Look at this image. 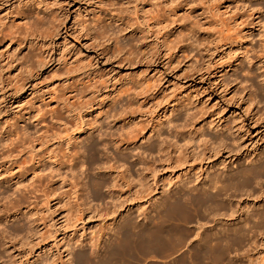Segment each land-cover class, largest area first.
Returning a JSON list of instances; mask_svg holds the SVG:
<instances>
[{
    "label": "rangeland",
    "instance_id": "obj_1",
    "mask_svg": "<svg viewBox=\"0 0 264 264\" xmlns=\"http://www.w3.org/2000/svg\"><path fill=\"white\" fill-rule=\"evenodd\" d=\"M263 88L264 0H0V264H198L200 240L245 220L219 263L264 264L246 216L264 179L235 214L177 208L264 163Z\"/></svg>",
    "mask_w": 264,
    "mask_h": 264
},
{
    "label": "bare ground",
    "instance_id": "obj_2",
    "mask_svg": "<svg viewBox=\"0 0 264 264\" xmlns=\"http://www.w3.org/2000/svg\"><path fill=\"white\" fill-rule=\"evenodd\" d=\"M26 19V16L24 17H22V20H25ZM263 81V80H262ZM263 90H264V88H263ZM164 127V126H163ZM95 128V127H94ZM94 128H91L90 130H94ZM96 129V128H95ZM224 128H221L218 132H220L221 131V133H224ZM84 132V131H83ZM96 133H98V130H96L95 131ZM95 132H94V134H95ZM88 133H89V131H88ZM93 134V135H94ZM76 137V136H75ZM99 137V136H98ZM100 137H102V135L100 136ZM71 139V138H70ZM108 139V138H107ZM129 139H133V138H129ZM212 139H215V141L214 140H212L213 142H212V144L213 145H217V144H222L221 145V147L222 148H226L224 145H226V143L230 140V138H229V136L227 135V134H219V135H216L215 134V136H213L212 137ZM108 141H109V143H114V138H112V136H110L109 137V139H108ZM122 141H124V142H127V143H129V145H133V140L131 141H125V140H122ZM116 142V141H115ZM120 142V141H119ZM217 142H219V143H217ZM107 143V142H106ZM117 143V142H116ZM215 143V144H214ZM217 143V144H216ZM67 152L69 153L70 152V146H71V142H68L67 144ZM98 144L97 143H94L93 142V144H91V145H89V148L88 149H90V150H94V151H97L96 150V148L98 147L97 146ZM116 145V144H115ZM153 145V144H152ZM107 146V145H106ZM151 146V145H150ZM116 147V146H115ZM152 147V146H151ZM155 147V146H154ZM154 147L152 148V149H154ZM157 147V146H156ZM220 147V146H219ZM220 147V148H221ZM87 148V147H86ZM121 149V148H120ZM160 150V149H159ZM86 152V151H85ZM88 152V151H87ZM91 152V151H90ZM232 151H230L229 150V153H231ZM92 153V152H91ZM96 153V152H95ZM218 154V153H217ZM69 155V157L70 158H72L73 156H72V154H68ZM126 155H124V157H125ZM132 155L130 154V156L128 155V156H126V159H124V161L125 162H127V163H129V160H130V157H131ZM214 157V156H213ZM213 157H210V159L211 158H213ZM215 157H216V154H215ZM109 159V158H108ZM113 159V158H112ZM118 159V158H117ZM111 160V159H110ZM113 160H116V159H113ZM138 160V162L139 161H141L140 159H137ZM119 161V160H118ZM95 162V161H94ZM256 162V161H255ZM114 163V162H113ZM79 164H81V163H79ZM78 164V165H79ZM90 164H91V162H90ZM93 164V163H92ZM91 164V165H92ZM110 164H112V163H110ZM118 165H119V163H117ZM139 164H140V162H139ZM212 164V163H211ZM105 165V164H104ZM103 165V166H104ZM121 165V164H120ZM129 165L131 166V167H133V165H134V163H129ZM84 166V165H83ZM124 166V165H123ZM128 166V165H127ZM212 168L211 169H209V171L211 170V171H213V170H215L216 169V167H217V164L216 163H213L212 164ZM129 167V166H128ZM178 167H179V165H178ZM181 167V166H180ZM227 166H225V168H226ZM114 168V167H113ZM116 168H117V166H116ZM127 168V167H126ZM130 168V167H129ZM110 169H112V167H110ZM82 170V169H81ZM129 169H127L126 171H128ZM131 170V169H130ZM125 171V172H126ZM72 172H74L73 171V169H72ZM129 172V171H128ZM127 172V173H128ZM81 174V173H80ZM82 174H83V172H82ZM81 178V177H80ZM87 178V177H86ZM93 179V178H92ZM262 179H264V163H262V164H259V165H256V166H254V167H246V168H238L237 170H234V171H226V172H222V171H216V172H214L213 173V175H211V176H208V180H207V182H206V186H205V188H201L200 186V183H199V187L200 188H198V187H195V189H191V190H189V194L187 193L186 195H182L183 197H179L178 199L180 200L179 201V207H177L178 209L180 208L181 209V211H183V212H186V213H184L186 216L185 217H187L188 216V214L190 213H193L194 212V214H192V216L191 215H189V216H191L192 218L194 217L195 218V220H196V218H198V219H202V218H200V217H203V215H204V213H207L208 214V216H209V214H212V215H210V216H218L219 215V212H220V210H226V211H228V210H231V213L234 211L230 206V203L232 202V201H235L236 199H237V201H238V198H237V193H239V195H240V193L241 192H248L249 191V189L250 188H253V186L254 185H256V184H258L259 185V183H260V180H262ZM81 180V179H80ZM85 181V180H84ZM98 182V181H97ZM90 183V182H89ZM96 184V183H95ZM84 185V184H83ZM82 185V186H83ZM86 185V184H85ZM81 186V187H82ZM100 187V186H99ZM184 187H185V185H184ZM187 187V186H186ZM90 188H95V187H90ZM96 188H98V186L96 187ZM188 188V187H187ZM249 188V189H248ZM100 189V188H99ZM182 192H185V189H182L181 190ZM95 192H96V189H95ZM251 192H253V191H251ZM97 193V192H96ZM194 193V194H193ZM248 195H250V194H248ZM95 196V195H94ZM97 196V195H96ZM179 196V195H178ZM177 196V197H178ZM176 197V198H177ZM175 198V199H176ZM228 202V203H227ZM176 204H178V203H176ZM176 204H174V205H176ZM238 204V203H237ZM188 205H190V206H192V208H194V211L192 212H189L188 211V208L189 207H187ZM164 206V205H163ZM162 206V207H163ZM171 206V205H170ZM234 206V205H233ZM173 207V206H172ZM177 209V210H178ZM238 211H239V207H238V209H237ZM172 211H174V210H172ZM180 211V212H181ZM187 211L189 212V213H187ZM166 212V211H165ZM168 212V215L170 214L169 212H171V211H167ZM179 212V211H178ZM177 212V213H178ZM176 213V214H177ZM222 213H223V211H222ZM222 213H221V215H222ZM234 214H235V212H233ZM238 213V212H237ZM171 214H173V212L171 213ZM175 214V213H174ZM184 214H181L182 216H184ZM224 214V213H223ZM180 215V213H179V217L181 216ZM206 215V214H205ZM232 215V218H233V214H231ZM238 215V214H237ZM245 215H246V213H245ZM249 219H256L257 220V218L260 220V225L261 224H264V213H257V212H250L249 214H248V212H247V215H246ZM165 217V216H164ZM170 217V216H169ZM178 217V216H177ZM206 217V216H205ZM204 217V218H205ZM212 217V218H213ZM162 218V217H161ZM166 218V217H165ZM170 218H172V217H170ZM174 218V217H173ZM210 218V217H209ZM208 218V219H209ZM225 218V217H224ZM205 219H207V218H205ZM214 219H216V218H214ZM241 219V218H240ZM243 219V218H242ZM161 220V219H160ZM164 220H166V219H164ZM192 220V219H191ZM181 221V220H180ZM246 221V222H245ZM244 221V223L242 224V225H236V226H234V227H232V229H229L228 227H226V228H221V230H218V232H215L214 234H211L212 236H213V238H212V236H209V238H206V237H204V238H206V239H204L203 238V240L201 241L200 240V242L202 243L203 241H204V243L203 244H201L200 243V245H199V247H200V250H199V252L197 253L198 254V257H196V256H193L194 258H198L197 260L196 259H194V260H196V261H198V264H217V263H219V261L221 260V259H223V257H225V256H227V254H228V252H230V248L229 247H234V249L236 248V246H234V245H232L233 243H231V245L229 246V242L231 241V242H236L235 244L236 245H238V244H241V245H243L245 242H247L248 241V238H250L249 236H250V232L251 233H253L254 231H252V230H254V229H252V228H254V227H251V221H248V220H245ZM248 221V222H247ZM254 221V220H253ZM258 221V220H257ZM162 222V221H161ZM160 222V223H161ZM174 222V221H173ZM199 222V221H198ZM216 222V221H215ZM251 222V223H250ZM254 222H256V221H254ZM130 223V222H129ZM179 223V222H178ZM258 223H259V221H258ZM162 224V223H161ZM182 224V223H181ZM199 224V223H198ZM255 224H257V222L255 223ZM164 225V224H163ZM179 225V224H178ZM235 225V224H234ZM254 225V224H253ZM259 225V226H260ZM181 226V225H180ZM186 226V225H185ZM184 226V227H185ZM195 226V225H194ZM200 226V225H199ZM257 226H258V224H257ZM264 226V225H263ZM263 226H262V228H263ZM197 227V226H196ZM215 227V226H214ZM168 228V227H167ZM202 228H203V226H202ZM255 228H257L256 226H255ZM260 228H261V226L259 227V230H260ZM252 229V230H251ZM202 230V229H201ZM165 231V230H164ZM175 231V230H174ZM184 231V230H183ZM186 231V230H185ZM211 231V230H210ZM213 231V230H212ZM258 231V230H257ZM187 232V231H186ZM198 232V231H197ZM197 232H195V233H197ZM187 233H189V232H187ZM213 233V232H212ZM167 234V233H166ZM169 235V234H168ZM202 237V236H201ZM254 237V236H253ZM165 239V238H164ZM200 239H202V238H200ZM167 240V239H166ZM165 242V241H164ZM170 241H169V239H168V243H169ZM173 242V241H172ZM184 242V241H183ZM215 243V244H212V243ZM166 243V242H165ZM168 243H166V244H168ZM130 244V243H129ZM174 244V243H173ZM199 244V243H198ZM208 244H212V245H209V246H207ZM175 245V244H174ZM178 245V244H177ZM241 245L239 246H237V249H238V247H241ZM245 245V244H244ZM171 247H172V245H171ZM244 247V246H243ZM123 248V247H122ZM131 248V247H130ZM124 249V248H123ZM171 249V248H170ZM242 249V248H241ZM244 249V248H243ZM170 251V250H169ZM130 252V251H129ZM168 252V251H167ZM190 254V253H189ZM230 255V254H229ZM232 255V254H231ZM185 257H187V256H185ZM189 257V256H188ZM185 258V259H190V258H193L192 256L190 257V258ZM164 259V258H163ZM184 259V258H183ZM218 259H220V260H218ZM225 259H227V258H225ZM180 260V259H179ZM218 260V261H217ZM228 261V263H229V261H230V259H227ZM186 261V260H185ZM191 261H192V259H191ZM224 261V260H223ZM223 261H221V262H223ZM232 261H233V259H232ZM236 261V260H235ZM234 261V262H235ZM176 262V261H175ZM188 262H189V260H188ZM227 262H226V264H227ZM234 262H230L229 264H238V262L236 263H234ZM177 263V262H176ZM180 263V262H179ZM181 264H183V263H181ZM185 264V263H184ZM220 264V263H219ZM221 264H223V263H221ZM224 264H225V261H224Z\"/></svg>",
    "mask_w": 264,
    "mask_h": 264
}]
</instances>
